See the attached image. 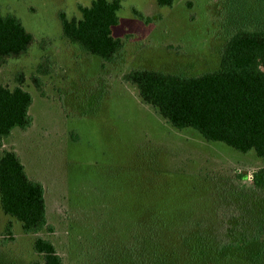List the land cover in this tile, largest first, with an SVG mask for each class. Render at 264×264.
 <instances>
[{
  "label": "rangeland",
  "instance_id": "obj_1",
  "mask_svg": "<svg viewBox=\"0 0 264 264\" xmlns=\"http://www.w3.org/2000/svg\"><path fill=\"white\" fill-rule=\"evenodd\" d=\"M91 1L0 0L2 14L18 17L36 40L0 65V85L13 88L23 78L32 95L31 125L14 128L0 155L13 150L42 183L52 227L24 233L0 206V264L41 260L33 251L37 236L54 244L62 264H122L123 244L144 209L164 212L173 224L193 216L206 234L255 226L264 219V192L251 184L263 166L254 151L171 127L122 81L138 68L184 75L216 69L233 30L223 1L121 0L112 32L124 45L109 63L62 35L59 16L79 18V6ZM8 221L14 239L3 244Z\"/></svg>",
  "mask_w": 264,
  "mask_h": 264
},
{
  "label": "trees",
  "instance_id": "obj_2",
  "mask_svg": "<svg viewBox=\"0 0 264 264\" xmlns=\"http://www.w3.org/2000/svg\"><path fill=\"white\" fill-rule=\"evenodd\" d=\"M173 1L156 0L159 6H171ZM222 1L233 30L216 69L184 75L138 68L124 73L122 81L171 127L192 129L206 141L221 142L240 153L254 151L263 166L250 174L251 184L264 192V0ZM120 8L121 0H92L79 6V18L62 13V35L103 63L112 62L124 45L112 32ZM35 42L18 17L0 9V65L20 58ZM31 79L40 89L39 79ZM31 104L23 78L13 88L0 85V147L14 128L31 125ZM239 177L247 179L248 174ZM44 195L42 183L28 176L17 153L5 150L0 155V206L20 222L24 233L52 229ZM141 215L133 219L132 233L123 244L122 264H264V219L247 225L245 232L228 225L223 235H214L203 233L206 228L193 216L173 224L157 209H144ZM4 234L3 244L14 239L11 221ZM33 251L41 260L31 264H62L54 244L42 236L35 238Z\"/></svg>",
  "mask_w": 264,
  "mask_h": 264
}]
</instances>
